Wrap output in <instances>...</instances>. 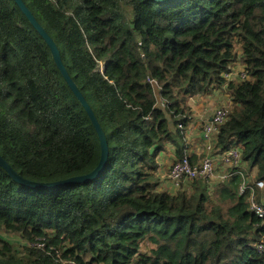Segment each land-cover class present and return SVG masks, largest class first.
<instances>
[{"label":"trees","instance_id":"1","mask_svg":"<svg viewBox=\"0 0 264 264\" xmlns=\"http://www.w3.org/2000/svg\"><path fill=\"white\" fill-rule=\"evenodd\" d=\"M21 2L108 152L96 177L53 188L26 187L0 166V264H264V218L249 210V188L239 193L245 169L173 194L157 175L167 144L197 162L184 141L190 101L227 90L214 153L239 147L254 194L264 184V0ZM241 67L247 79L224 77ZM0 157L42 184L87 175L100 159L85 110L15 0H0Z\"/></svg>","mask_w":264,"mask_h":264},{"label":"built area","instance_id":"2","mask_svg":"<svg viewBox=\"0 0 264 264\" xmlns=\"http://www.w3.org/2000/svg\"><path fill=\"white\" fill-rule=\"evenodd\" d=\"M224 77L229 81H242L247 79V72L244 70V67H241L229 74H225ZM150 82L155 84L154 81ZM195 102L196 100L190 101V104L194 105ZM210 102L218 104V102ZM209 110L210 113L208 112L207 114H210V117L204 119L201 127L203 155L194 164L190 162L188 155H184L181 159H175L168 168L165 183L168 184L169 188L174 189V193L180 188L182 183L193 182L195 179H204L206 181L213 179L215 171L219 168H225V170L217 176L218 180L228 179L232 174L226 172V170L234 167L237 168L241 164L242 152L239 147H234L222 153H214L220 127L227 121L229 112L224 108L213 105H211ZM241 176L243 181L239 187V193L249 188L251 191L248 199L249 210L258 218H264V201L260 203L256 201L253 187L244 179L243 174ZM254 185L259 190L264 189V184L261 181L254 182Z\"/></svg>","mask_w":264,"mask_h":264},{"label":"water","instance_id":"3","mask_svg":"<svg viewBox=\"0 0 264 264\" xmlns=\"http://www.w3.org/2000/svg\"><path fill=\"white\" fill-rule=\"evenodd\" d=\"M155 1L160 2V1H169V0H155ZM15 2L19 5L21 11L24 13V15L26 16V18L28 19V21L30 22L32 27L36 30V32L41 36L43 41L48 46L50 53L52 55L53 61L56 65L58 71L60 72L61 76L65 80L66 84L68 85V87L70 88L72 93L74 94L75 98L78 100V102L81 104V106L85 110V112H86V114H87L98 138H99L100 159H99L98 165L96 166V168L91 173L84 175V176L71 178V179H68V180L63 181V182H56V183H52V184L35 183V182H31V181L21 179L19 176H17L11 170L10 166L7 165L1 157H0V166L8 173V175L15 182H18V183H20L26 187H29V188L45 189V188L67 186V185L75 184V183H79V182H88L89 180H91L92 178H94L98 175V173L103 168V166L106 162V159H107V152H108L107 151V143L105 141L103 131H102L100 125L98 124V122H97L91 108L89 107L88 103L84 100L83 96L78 91V89L74 85L73 81L69 77V75H68V73H67V71H66V69H65V67L61 61L60 53L57 49L56 44L53 42V40L50 38V36L44 31V29L37 23V21L34 19V17L29 12V10H27V8L23 5L21 0H15Z\"/></svg>","mask_w":264,"mask_h":264},{"label":"crops","instance_id":"4","mask_svg":"<svg viewBox=\"0 0 264 264\" xmlns=\"http://www.w3.org/2000/svg\"><path fill=\"white\" fill-rule=\"evenodd\" d=\"M210 101L218 102L217 100H214L213 98L204 99L203 101L200 102H195L194 105H191V110H192V122L189 125L188 129L186 130L184 134V141H185V146H186V153H193L196 156L199 154V144L200 141L202 142L201 139V134L198 135L199 131V126L200 128L202 127V124L204 122L205 118L210 117V114H207L208 112L210 113L209 108L211 105H215ZM211 104V105H210ZM207 114V116H205ZM203 145V142H202ZM166 150L161 152L158 156V170H157V175L161 179V182L163 183L165 178H166V173L168 172V168L172 164V162L176 159L174 155V148L172 145L167 144ZM201 156L197 157V160ZM166 184V183H165ZM161 190H163L161 187H159ZM169 188V187H168Z\"/></svg>","mask_w":264,"mask_h":264},{"label":"rangeland","instance_id":"5","mask_svg":"<svg viewBox=\"0 0 264 264\" xmlns=\"http://www.w3.org/2000/svg\"><path fill=\"white\" fill-rule=\"evenodd\" d=\"M212 95V94H211ZM210 95V96H211ZM209 96H204V97H200V96H197V97H194L192 98L193 100H196L197 99V102H200V101H203L205 98H208ZM211 98H213L214 100H217L218 101V104H215L214 106L215 107H220V108H224L226 110H228V112H230V109H231V103H230V95L228 93V91H221V92H216L214 93ZM199 99V100H198ZM199 128V131H198V135L201 134V128L200 126L198 127ZM199 154L198 156H202L203 155V145H202V142L200 141V144H199ZM197 156V157H198ZM238 170L241 171V169H245V173L243 172V176H244V179L249 182V183H252V180H254V176H255V170H250L249 169V166L247 165V163H242L239 164V167H237ZM225 168H219L215 171L214 173V176H213V179L209 180V185L212 189L214 188V186L216 185V183L219 181L217 176H219L220 174H222L224 172ZM165 180L164 182L162 183L161 182V179L158 177V186L161 187L163 189V191H166L170 194H173V190L172 188H168V184H165ZM183 187L182 188H186L188 187V184L186 183H182ZM179 190V189H178ZM258 196V198L263 202L264 201V189L262 190H259L257 194H255V197ZM257 199V198H255ZM1 235L8 241H10L11 243H13L16 247L17 246H22V245H25L26 244V241L20 239L17 235H14V234H5V233H1Z\"/></svg>","mask_w":264,"mask_h":264}]
</instances>
